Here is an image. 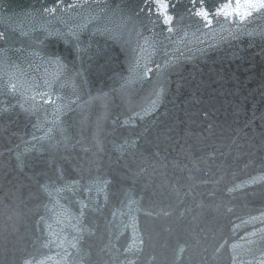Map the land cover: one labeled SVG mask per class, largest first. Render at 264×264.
Wrapping results in <instances>:
<instances>
[{
  "label": "water",
  "instance_id": "water-1",
  "mask_svg": "<svg viewBox=\"0 0 264 264\" xmlns=\"http://www.w3.org/2000/svg\"><path fill=\"white\" fill-rule=\"evenodd\" d=\"M164 2L0 0V264H264V8Z\"/></svg>",
  "mask_w": 264,
  "mask_h": 264
},
{
  "label": "snow or ice",
  "instance_id": "snow-or-ice-1",
  "mask_svg": "<svg viewBox=\"0 0 264 264\" xmlns=\"http://www.w3.org/2000/svg\"><path fill=\"white\" fill-rule=\"evenodd\" d=\"M147 2L152 3L156 8H159V9L165 11V12L167 11V9L169 7V5L164 2V0H147ZM236 2L239 3L240 0H236ZM246 2L250 3L251 0H246ZM260 7L264 8V0H260ZM196 14L198 16L201 15V13L199 11ZM156 15H161V12H156ZM165 19L166 20H171L172 17L171 16H166Z\"/></svg>",
  "mask_w": 264,
  "mask_h": 264
}]
</instances>
